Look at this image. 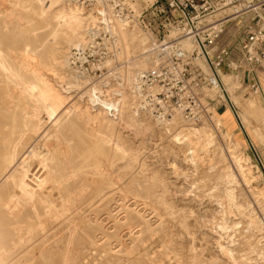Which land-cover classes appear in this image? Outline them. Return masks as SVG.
<instances>
[{
  "label": "rangeland",
  "instance_id": "obj_1",
  "mask_svg": "<svg viewBox=\"0 0 264 264\" xmlns=\"http://www.w3.org/2000/svg\"><path fill=\"white\" fill-rule=\"evenodd\" d=\"M127 1L133 7H141L152 0ZM25 4V0H0V36L3 44L10 49L21 45L16 33L17 24H22L21 27L27 30L23 40H33L34 37L38 42L44 40L47 29L28 8H22ZM18 13L25 17L23 23L17 22ZM106 18L110 25L101 27L112 34L109 29L117 18L111 15ZM127 27L128 30L135 28L136 35L147 38L145 46L149 51L152 38L138 26ZM32 28L35 33L29 31ZM80 45L83 43L74 42L63 52H67L69 58L70 49ZM112 50L113 54L105 62L109 72L99 78L86 75L84 83L69 84L71 87L64 90V101L57 108L62 133L73 146L66 152L82 150L88 158L83 161L86 172L80 177L75 176L71 187L72 192L83 196L76 204L77 210L71 209L67 212L68 216H61V219L48 214L39 215L36 219L31 211V216L27 217L29 224L41 220L44 228L37 235H33L35 232L23 234L25 240L9 264H80L83 255L89 253L93 245L90 242L85 248L70 245L67 261H63L67 232L71 226L69 220L78 216L89 225L94 222L101 224L106 211L116 215L130 202H134L132 206L137 209L143 207V219L148 220L144 225L140 222L143 220L139 221L142 224L141 239L135 233L136 228L120 238L126 246L120 244L117 237H104L99 242L102 244L107 240L100 248L106 254L98 264H264V111L262 116L245 115L239 104L258 95L264 107V88L261 86L262 89L255 95L247 87L249 79L246 75L239 78L229 73L233 82L231 87L221 75L237 106L238 116L227 107L211 121L200 124L175 118L179 116L160 121L140 110L133 85L135 81L130 83L127 80L129 74H133L135 79L137 72L148 69L152 61L139 68V65L136 67L117 55L115 42ZM67 63L68 67H72L69 61ZM64 65L66 63H55L53 71H46L47 79L56 85L58 81L60 84L67 80ZM222 70L225 71L226 67L222 66ZM109 87L116 88L112 92H102ZM90 93L97 96L96 100L90 98ZM105 99L112 104H104ZM97 113L102 127L93 120ZM113 121L117 124V135L129 148L127 160L117 161L112 172L119 176L116 187L125 194V200L116 199L100 207L97 203L91 204L87 198L92 187L87 177L97 176L88 170L94 162V154L99 152L94 148V140L106 134V128ZM199 134L202 140L207 135L212 139L192 155L190 151L194 150ZM182 135H189V139H176ZM104 147L109 152V144ZM100 157L102 161L106 159L105 155H100L98 159ZM127 162L128 166H125ZM94 215L97 216L96 221ZM112 219L111 216L105 220L107 225L105 223V228L97 230L96 234L101 235L103 230L112 231L113 228L108 227ZM219 244L221 248H218ZM128 250L131 251L128 253Z\"/></svg>",
  "mask_w": 264,
  "mask_h": 264
},
{
  "label": "bare ground",
  "instance_id": "obj_2",
  "mask_svg": "<svg viewBox=\"0 0 264 264\" xmlns=\"http://www.w3.org/2000/svg\"><path fill=\"white\" fill-rule=\"evenodd\" d=\"M25 3L22 8H28L47 31L44 40L40 42L36 41L35 37L33 40L26 41L23 40V36L27 30L21 27L22 24H17L16 33L21 45L15 49L6 47L0 36V264L11 262L13 255L25 240L24 233L35 232L33 235H37L43 230L44 225L41 220L33 225L29 224L27 217L31 216V211L34 212L36 219L43 214L55 218L61 216L66 218V215L69 214L67 212L76 209L77 202L83 197L81 193L72 192L71 187L74 177H80L81 173L86 172L84 169L86 164H83V161L87 154L82 150L66 152L67 148L73 146L62 133L59 125L61 117L57 115V108L64 101V90L71 87L70 85L73 86V82L84 83L87 77L72 67H68V53L63 50L74 42L84 44L88 40L90 27L102 28L95 10L85 8L73 0H25ZM16 18L18 23L25 21L22 14L18 13ZM107 21L104 20L106 25H108ZM133 29L128 30L127 25L117 18L111 23L109 30L115 39L117 55L132 62V65L136 67L139 65L140 68L152 61L151 54L145 46L147 38L136 35ZM34 30V28L29 29L30 32L35 33ZM184 45L186 48H191L188 41H185ZM61 62L66 63L64 66L67 71V80L61 81L60 84L58 81L56 85L47 79L46 71H53L55 63ZM139 71L138 74L142 72ZM222 76L226 78L224 79L227 80L230 87L233 86L228 74L222 73ZM127 80L133 83L136 81V77L134 79L133 74H129ZM113 85L117 84L113 83ZM115 88L109 87L102 92H106V90L112 92ZM254 94L256 95V93ZM90 98L96 100L97 96L94 97L90 93ZM259 101L257 95L249 100L240 101L239 104L241 103L245 115L256 117L257 115L262 116L264 111V107ZM111 102L105 99L104 104L109 105L112 104ZM85 112L90 117V113L87 110ZM175 116L168 119L180 118ZM93 120L99 127H102L98 123L100 122L98 113L94 115ZM113 122L106 128V134H100L101 136L94 140V148L99 152L97 151L96 155L93 153L94 162L91 164V168L89 167L90 169L87 168L88 171L97 175L96 177L92 175V177H87L90 178L89 182L92 184L87 198L90 199L91 204L97 203L100 207L110 201H116V199L125 200V194L121 189H117L118 186L116 187L119 176L112 172L115 171L114 167L117 165V161L127 160L129 148L125 146L124 139L117 135V124L115 121ZM181 137L189 139V135H182L176 139ZM211 139L207 135L203 138V142L201 135H197L194 150L190 151L192 155L197 154L198 150H202ZM106 144H109V152L105 151ZM97 155H105L106 159L102 161V158L98 159ZM125 166H128V162ZM82 179L86 180V178ZM146 193L149 194L150 191L146 190ZM133 204L134 202L125 204L126 207L116 215H111L110 211H106V216L101 218L100 222H103L101 224L94 222L89 225L86 220L73 216L69 220L71 226L67 232L63 261L65 263L67 261L70 245L75 248H85L87 242H90L93 247L89 249V253L83 255V261L80 264H98L106 254L105 250L100 248L109 237H117L120 244L126 246L120 238L136 228L135 233L141 239V225L146 224L148 220L143 219L144 215L141 212L143 207L137 209L132 206ZM121 208L122 206L119 209L121 210ZM111 216L113 222L108 224V227H112L113 232L103 230L101 235L96 234L97 230L103 229L106 223L104 221ZM93 217L96 221L97 216ZM89 221L90 219H88ZM104 237L106 239L101 244L99 241ZM219 246H221L220 244L218 248H221ZM130 251L128 250V253ZM229 254L231 256L230 252Z\"/></svg>",
  "mask_w": 264,
  "mask_h": 264
},
{
  "label": "built area",
  "instance_id": "obj_3",
  "mask_svg": "<svg viewBox=\"0 0 264 264\" xmlns=\"http://www.w3.org/2000/svg\"><path fill=\"white\" fill-rule=\"evenodd\" d=\"M73 1L95 10L101 25L111 15L152 38L151 66L136 76L134 89L140 110L157 119L177 115L200 124L227 107L238 116L222 73L246 75L249 90L262 89L257 68L264 70V0H152L141 7L127 0ZM235 20L246 24L233 48L237 58H232L217 40ZM185 41L191 48L185 47ZM113 42L109 31L90 27L88 40L69 51L71 66L91 78L106 75Z\"/></svg>",
  "mask_w": 264,
  "mask_h": 264
},
{
  "label": "crops",
  "instance_id": "obj_4",
  "mask_svg": "<svg viewBox=\"0 0 264 264\" xmlns=\"http://www.w3.org/2000/svg\"><path fill=\"white\" fill-rule=\"evenodd\" d=\"M245 20H235L232 25H227L224 27L222 33L220 34L217 43L221 47L228 48L230 50V56L232 58H237V54L233 51L235 42L238 40L243 27L245 26ZM222 35H226L223 37ZM222 36V37H221ZM228 36V37H227ZM228 40V41H226ZM257 78L260 85L264 88V70L257 68Z\"/></svg>",
  "mask_w": 264,
  "mask_h": 264
}]
</instances>
